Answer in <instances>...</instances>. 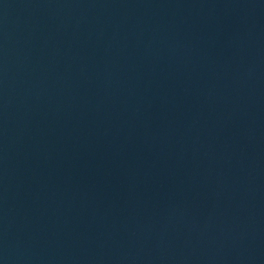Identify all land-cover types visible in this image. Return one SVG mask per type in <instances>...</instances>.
I'll list each match as a JSON object with an SVG mask.
<instances>
[{
	"label": "water",
	"instance_id": "water-1",
	"mask_svg": "<svg viewBox=\"0 0 264 264\" xmlns=\"http://www.w3.org/2000/svg\"><path fill=\"white\" fill-rule=\"evenodd\" d=\"M0 264H264V0H0Z\"/></svg>",
	"mask_w": 264,
	"mask_h": 264
}]
</instances>
